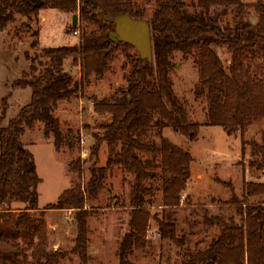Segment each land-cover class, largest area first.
Instances as JSON below:
<instances>
[{"label":"trees","instance_id":"1","mask_svg":"<svg viewBox=\"0 0 264 264\" xmlns=\"http://www.w3.org/2000/svg\"><path fill=\"white\" fill-rule=\"evenodd\" d=\"M251 6L257 14L255 22L247 18L250 6L243 0H197L194 10L183 0H157L149 21L153 60L138 55L127 88L114 99L94 105L97 112L109 113L112 118L102 125V133L94 136L90 157L98 161L105 142L107 163L93 164L85 185L74 183L56 202L41 209L38 188L42 179L33 153L22 143L23 135L42 123L56 150H79L81 131L63 129L54 113L59 103L70 100L79 88L66 65H79L83 82L93 73L103 75L116 48L131 46L110 38L113 19L125 14L143 19L144 14L135 0H0V33L15 22L17 15L30 16L43 8L78 12V22L97 26L90 34L72 22L69 31L80 30L79 41L45 47L43 56L48 60L44 70L14 84L32 89L30 102L6 125L4 114H0V264H61L67 259L69 252L49 248L44 216L47 209L77 211V236L71 252L79 257L80 264H92L88 221L95 212L86 208L87 200L97 195L107 171L116 164L134 176L129 230L118 250L120 264H132L130 257L151 245L148 232L153 220L161 239L184 243L185 237L178 236V225L170 220L169 210L181 205L191 178L193 156L167 137L157 143L147 135L155 116L160 125L184 134L196 133L199 128V124L190 122L186 105L174 90L171 75L176 68L172 61L176 52L195 56L199 70L195 93L207 99L208 125L221 126L229 135L238 130L243 134L253 122L264 119V0ZM229 12L233 14L231 22L226 20ZM246 144L242 140L243 155ZM251 155L254 159L250 165L264 172V145L252 142ZM82 163L78 158L69 165L82 172ZM157 178L162 182L161 214L152 213V200L147 198L152 192L147 183ZM262 196L264 181L244 180L243 198L233 192L231 199L237 212L227 219L213 218L221 226L220 235L186 264H264V201H251Z\"/></svg>","mask_w":264,"mask_h":264},{"label":"rangeland","instance_id":"2","mask_svg":"<svg viewBox=\"0 0 264 264\" xmlns=\"http://www.w3.org/2000/svg\"><path fill=\"white\" fill-rule=\"evenodd\" d=\"M183 1L194 10L197 0ZM243 1L250 6L247 18L256 21L257 14L251 5L257 0ZM135 3L143 12V19L150 21L157 0H135ZM73 15L43 8L30 16L17 15L15 22L0 33V114H4V125L30 102L32 89L15 87L14 84L25 76L32 78L44 70L48 59L43 56V49L79 41L81 31H69ZM232 19L233 14L229 12L226 20L231 22ZM77 25L90 34L97 29L96 25L85 21L79 20ZM138 55L139 52L132 46H119L113 54L109 70L103 75L93 73L84 82L80 66L67 63L66 69L79 83V88L70 100L60 102L54 113L63 129L81 131L79 150H56L53 138L45 135L42 123H37L34 129H27L22 137V143L34 155L37 172L42 179L38 188L41 209L56 202L63 191L74 183L85 185L91 177L90 167L93 164L104 166L107 163L108 148L105 142L102 143L98 161L90 157V148L96 140L94 136L102 133V125L109 123L112 118L109 113L97 112L94 105L114 99L127 88L128 76ZM172 61L176 65L171 75L174 90L185 103L190 122L199 124V128L196 133L184 134L169 125H160L159 117L155 116L147 139L160 143L162 137H167L193 156L191 178L181 205L169 210L172 216L170 220L178 225V236H184L185 241L178 244L161 239L153 220L148 232L151 245L131 256L132 264H186L220 235L221 226L213 218L227 219L237 212V205L231 199L233 192L238 198H243L244 180L264 181V172L250 165L254 159L251 155L252 142L264 145V119L253 122L243 134L238 130L229 135L221 126L208 125L207 99L197 97L195 93L199 82L195 56L184 57L182 53L176 52ZM258 62H254L253 66ZM242 140L247 142L244 155ZM78 158L83 162L82 172L72 170L69 165ZM133 179L132 174L116 164L107 171L97 195L88 197L86 208L95 212L88 221V252L92 264H120L118 250L123 235L129 230ZM147 185L152 189L147 196L152 200L149 207L153 214H161L162 182L157 178ZM259 200L264 201V196L251 199ZM76 212L72 209H47L44 213L48 224L49 248L69 252L61 264H80L79 257L71 252L77 236ZM212 220L215 224H210Z\"/></svg>","mask_w":264,"mask_h":264},{"label":"water","instance_id":"3","mask_svg":"<svg viewBox=\"0 0 264 264\" xmlns=\"http://www.w3.org/2000/svg\"><path fill=\"white\" fill-rule=\"evenodd\" d=\"M115 27L110 38L115 42H124L133 46L142 59L153 60L151 26L146 19H136L125 14L113 19ZM78 15H73V24L77 25ZM255 22V20H253Z\"/></svg>","mask_w":264,"mask_h":264}]
</instances>
